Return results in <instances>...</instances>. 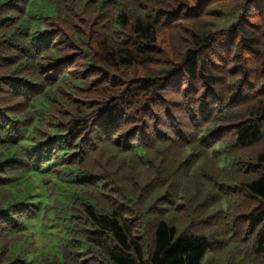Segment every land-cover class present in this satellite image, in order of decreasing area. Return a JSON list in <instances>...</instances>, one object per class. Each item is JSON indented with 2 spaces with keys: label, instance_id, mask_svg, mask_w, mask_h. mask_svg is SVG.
I'll return each mask as SVG.
<instances>
[{
  "label": "trees",
  "instance_id": "16d2710c",
  "mask_svg": "<svg viewBox=\"0 0 264 264\" xmlns=\"http://www.w3.org/2000/svg\"><path fill=\"white\" fill-rule=\"evenodd\" d=\"M0 264H264V0H0Z\"/></svg>",
  "mask_w": 264,
  "mask_h": 264
},
{
  "label": "rangeland",
  "instance_id": "374dc122",
  "mask_svg": "<svg viewBox=\"0 0 264 264\" xmlns=\"http://www.w3.org/2000/svg\"><path fill=\"white\" fill-rule=\"evenodd\" d=\"M36 241H40L39 239H36Z\"/></svg>",
  "mask_w": 264,
  "mask_h": 264
}]
</instances>
